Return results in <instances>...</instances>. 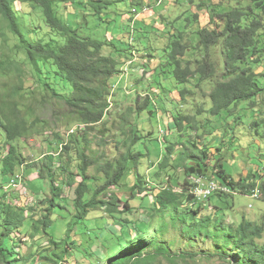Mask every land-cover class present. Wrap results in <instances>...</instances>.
I'll return each instance as SVG.
<instances>
[{"label": "trees", "instance_id": "16d2710c", "mask_svg": "<svg viewBox=\"0 0 264 264\" xmlns=\"http://www.w3.org/2000/svg\"><path fill=\"white\" fill-rule=\"evenodd\" d=\"M16 1L24 4L31 2L32 10L27 13L16 10L14 8ZM105 1L106 5L115 2ZM66 2L72 5L74 2L89 5L99 13V19L106 20L105 15H101L103 11H100L106 5L100 2L99 8L98 0H0V26H5L15 40L14 52L8 58L0 57V74L7 76L8 73L16 71L19 78L17 84L0 91V149H4L0 158L2 177L0 188L8 185L12 175L16 174L14 171L26 162L25 141L32 135H42L40 130H36V125L40 123L43 125V122L35 116L25 98V94L30 92L25 91L24 78L31 79L33 75L39 82L44 73L43 69L48 66L50 70L54 68L53 72L66 80L71 87L69 94L63 96L55 92L48 83H44L58 103L59 111L54 112L56 124L61 123L62 127L69 125L76 127L70 140L59 142L60 146L56 144L61 135L57 130L41 138L46 139L51 156L47 157L50 160L48 165L47 160L38 155L37 160L40 164L38 173L41 174V178L49 180L51 194L42 199L46 207L42 208V218L33 221L31 232L33 237L34 233L41 230L48 238V247L52 246L47 250L52 252L42 256V260L45 261L42 264H61L68 249L71 248L65 241V246L59 251V243L48 235L46 229L52 222L51 214L57 204L56 197L61 196L64 186L71 188L74 185L76 186L73 206L76 222L87 218L91 210L100 208L113 217L115 214H132L129 219H124L131 224L127 235L122 233L118 238H113V243L101 244L100 255L110 264H159L162 259L169 264L180 262L185 264L190 258L198 255L218 259L227 264H264V214L258 222L243 217L238 223L235 221L229 223L223 215L216 212L219 210L223 214L221 206L213 204L212 212L208 213L205 208L208 200L197 201L191 193L193 179L196 176L216 175L219 184L225 186L229 192H217L212 196L222 198L238 193L251 196L257 191V198L253 199L264 203V180L261 176L257 180L255 176L247 173V176L234 181L225 172L221 158L210 164L209 153L204 149L198 151L195 142L191 143V147H188L189 142L182 143L179 149H175L173 144L165 147L162 159L153 172L163 171L169 165L175 170L181 169V175L174 176V184H170L167 179L164 181L166 186L157 188L151 185L152 182L150 184L146 182L144 176L139 175L138 167L143 153L136 151L134 147L141 140V136L135 130L137 123L132 120V116L139 115L145 110L151 111L153 101L151 94H147L142 102L138 97L126 108L128 114L122 116L120 132L117 131L118 135L114 138L115 145L110 144L111 146L101 154L92 151L91 145L96 141L89 138V132L96 125L104 123L103 120L109 110L108 99L111 96L108 82L120 72L123 61L117 59V55L121 57L122 53L117 48L105 52L107 45L105 41L81 33L83 26L76 20L72 23L62 20L57 15L56 6L58 3L65 6ZM131 3L136 4L135 1ZM230 3L231 0H228L222 5L224 9L221 12L218 11L222 6H214L213 11L218 12L215 13L218 22L211 30L200 27L191 36L187 31H179L176 38L168 44L170 51H166L167 63L171 66V73L179 85H185L196 77V89H201L199 86L201 82L210 83L208 96L211 100L210 111L214 114L229 110L232 105L241 101L254 100L264 91L257 80L258 75H264V0H249L245 5H240L241 2L232 5ZM33 12L36 13L35 17L27 18V14ZM129 13L135 14L132 10H129ZM111 20L110 18L106 21ZM34 22L39 24V30L43 23L50 32L41 39L36 37L39 31L36 32ZM136 29L137 25L136 28L131 26V30ZM196 34L195 40L193 36ZM0 36L3 37V43L9 44V36L7 37L5 33H0ZM211 48L213 49L210 52ZM190 50L194 52L190 57L192 61L184 63L182 57ZM198 51H203L202 55L205 52L209 54L201 59H195ZM212 55L218 56V64L216 58L210 57ZM25 64L29 66L30 73L22 70ZM259 68L261 69L258 70ZM179 90L182 97L186 95L185 88ZM189 118L182 117L187 121ZM172 122L174 129L179 132L183 130L184 125L177 117H174ZM110 148L116 153L112 157L108 155ZM45 153L47 152L43 154ZM173 155L176 156L175 159ZM63 157L68 161V166L75 159L80 163L74 166L78 169L75 176L65 181L62 179V182L58 183L56 180L59 176L54 174L56 169L59 173L69 170L61 163ZM102 159L106 160L101 162ZM91 166H94L97 173L104 175L102 183H98L95 176L86 174ZM45 168L47 172L44 176L41 172ZM127 170H132L138 176L137 181L122 199L114 188L122 182ZM174 187L180 189L175 190ZM137 194L149 196L150 203L148 201L146 205L140 204V209H147L144 219L136 216L133 218L137 208L135 209L130 201ZM10 197V200L8 194L0 197V262L5 264L10 263L5 258L6 253H10L12 249H5L4 236L11 234L13 229L23 226L27 219L25 211L31 213L35 211L32 206L20 207L22 196ZM174 213L182 214L180 218H175ZM163 214L168 215L169 222L164 219ZM170 227L191 242L195 243L200 238L209 240L211 248L195 252L186 250L172 252L167 240L164 239ZM115 245H119L117 252L109 256ZM34 264H37L36 261Z\"/></svg>", "mask_w": 264, "mask_h": 264}, {"label": "rangeland", "instance_id": "374dc122", "mask_svg": "<svg viewBox=\"0 0 264 264\" xmlns=\"http://www.w3.org/2000/svg\"><path fill=\"white\" fill-rule=\"evenodd\" d=\"M98 1L99 8H101L100 2H102V5H106L105 0ZM114 1V3L107 4L100 10L103 11L100 13L102 16L105 15L106 20L112 19L110 22L99 19L100 15L95 11V8L89 5L84 6L79 2H74L73 5L66 2V7L61 3L56 6L57 15L62 20L71 23L76 20L83 26L81 33L105 41L107 44L105 52L108 53L112 51V48H117L122 53L121 57L117 55V59L123 61L120 65V72L110 78L108 82L111 96L108 99L109 110L103 120L104 123L96 125L89 132V138L96 141L91 145L92 151L101 154L108 149V146H111L110 144L115 145L114 138L118 135L117 131L120 132L119 124L122 121V116L128 114L126 108L134 103L138 97L139 101L142 102L147 94H151L153 98L151 111L145 110L139 115L132 116V120L137 123L135 130L141 136V140L135 145L134 149L143 153L138 173L140 176L145 177L146 182H149V184L152 182L151 185H155L157 188L166 186L164 181L167 179L170 184H174V176H180L181 169L175 170L174 167L172 168L169 165L163 171H157L156 173L153 171L157 169V164L162 159L167 145L173 144L175 149H179L182 147V143L187 144L188 142V147H191V143L195 142L198 151L206 150L210 156V160H208L210 164L221 158L225 172L234 181L247 176V173L255 176L257 180L260 176L264 180V91L254 100L241 101L232 105L229 110L226 109L219 114H214L210 111L211 100L208 96V91L211 88L210 83L208 81L201 82L199 86L202 91L195 88L197 77L185 85H179L171 73V66L167 63L166 51H170L168 44L176 38L178 32L187 31L191 36L200 27L211 30L218 22L215 13L223 11L224 7L222 5L226 4L228 0H212L211 2L210 0ZM132 1H135L136 4L133 5ZM116 2L118 3L116 4ZM248 2L249 0H231L230 5L236 3L245 5ZM94 4L97 5L96 2ZM200 6L203 8H200ZM214 6H222V9L215 12L213 11ZM14 8L27 13L32 10V4L31 2L24 4L16 1ZM141 8H144V10H141ZM129 10H132L135 14L132 15ZM136 12L138 13L136 14ZM35 15V12L27 14V18L35 17ZM133 19L135 20L133 21ZM136 25L138 29L131 30V26L136 28ZM34 27L36 32L39 31L35 36L40 39L50 32L43 23L40 30L39 24L36 22H34ZM0 33L9 36L10 45L3 43V37L0 36V57L8 58L14 52L15 40L12 35L10 36V32L5 26H0ZM193 37L196 40L197 34ZM213 48L210 49V52ZM201 52L203 53V51H198L195 59H201L209 54V52H205L202 55ZM192 53L194 52L190 50L182 57L184 63L192 61L190 59ZM210 57L216 58L218 64V56L212 55ZM22 70L30 73L27 64L22 67ZM53 71L54 68L50 70L46 66L39 82L35 80L36 76L33 75L31 79L24 78L25 91L30 92V94H25L26 101L31 110L34 111L35 116L41 119L43 125L41 123L36 125V130L42 132L41 136L32 135L25 141L24 154L26 155V162L14 171L15 173L20 171L24 173L22 188H15L14 190L0 188V197L4 194L22 196L27 208L30 206L35 208L34 213L28 212L23 226L19 229H13L11 234L3 238L5 249H12L10 253H6L7 258L5 259L9 260V264H34L35 261L37 264H42L45 262L42 260V256L49 252L48 249L52 248L51 245L50 248L48 247V238L42 234L41 230L36 234L34 233L33 237L31 232L33 221L42 218V208L46 207L42 199L49 197L51 194L49 180L41 178V174L38 173L40 164L37 157H39L38 155L42 156L50 165V160L47 159L51 156L48 152L50 148L46 146V139L41 138L57 130L61 132L60 140L56 142L60 146L59 142L70 140L73 133L72 128L75 129L76 127L74 125L72 127L71 125L62 127L61 123L56 124L54 120V112L59 111L58 103L53 93L44 86V83H48L55 92L63 96L69 94L71 87H69L70 85L66 80ZM257 80L264 90V75H258ZM18 82L19 78L16 71L8 73L7 76L0 74V91L9 89ZM181 88L187 90L186 95L183 97L180 95L179 89ZM183 116H189V121L182 119ZM174 117H177L184 125L181 132L174 129L172 122ZM3 151L4 149L1 148L0 158ZM44 152L47 153L43 154ZM115 154V151L110 148L108 155L112 157ZM175 158L176 156L173 155V159ZM104 160L106 159H102L101 162ZM61 163L64 168L68 167L69 170L59 173V170L56 169L54 174L57 177L59 176L56 180L58 183H61L62 179L65 181L67 178L75 176L78 169L74 166L78 165L80 161L75 159L68 166V161L63 157ZM46 172L47 168L41 173L45 176ZM86 174L95 176L98 183H102L105 178L102 173L95 171L94 166L89 167ZM124 175L122 182L114 188V191H117L122 199L125 198L126 193L137 181L138 176L132 170H127ZM202 177L219 183V178L216 175ZM1 179L0 174V182ZM75 186L71 188L64 186L61 196L56 197L57 204L51 214L52 222L46 232L59 243V251L65 246V241L71 246L65 254L64 262L61 264H110L106 262L105 257L100 255L101 244L113 243V238H118L122 233L127 235L131 224L125 222L124 219H129L132 214H115L113 217L100 208L91 210L87 218L76 222L73 206ZM179 189L175 188V190ZM147 192H149V189ZM150 192L152 191L150 190ZM5 198H7L6 195ZM148 201L149 196L144 194L142 196L137 194L135 198L131 199V205L135 209L137 208L133 218L134 216L140 219L146 218L147 209H140V204L146 205ZM37 203L41 205L38 206ZM213 204L223 208V214L219 210H216V212L223 215L229 223L233 221L238 223L243 217L258 222L264 214V203L251 198L250 195L238 193L226 197L222 196V198L214 195L210 200L208 199V203L205 205L208 213L212 212ZM181 214L174 213L175 218H180ZM163 216L169 222L168 215L163 214ZM106 236L109 237L106 238ZM164 239L167 240L171 251L174 253L182 250L195 252L196 250L211 248L209 240L200 238L195 243L191 242L181 237L171 227L164 235ZM118 247L119 245H115L109 256L113 255L114 252L116 253ZM51 252L50 250L49 253ZM183 263L180 262L179 264ZM0 264H5V262L1 261ZM159 264L169 263L162 259ZM185 264L227 263L198 255L190 258Z\"/></svg>", "mask_w": 264, "mask_h": 264}, {"label": "built area", "instance_id": "2783aa9c", "mask_svg": "<svg viewBox=\"0 0 264 264\" xmlns=\"http://www.w3.org/2000/svg\"><path fill=\"white\" fill-rule=\"evenodd\" d=\"M72 128V132H73ZM10 182L8 185L4 186L3 188H8L11 190H14L15 188H22V180H23V173L17 172L15 175H12ZM10 190V191H11ZM25 192V191H24ZM217 192L225 193L229 192L225 186L219 184L218 182L208 180L202 176H196V178L193 179V186L191 188V193L194 196V199L197 201L204 202L208 200L213 194H216ZM257 191H254L251 195L252 198H257ZM251 207V205H249ZM67 264V263H66Z\"/></svg>", "mask_w": 264, "mask_h": 264}, {"label": "clouds", "instance_id": "9594fccd", "mask_svg": "<svg viewBox=\"0 0 264 264\" xmlns=\"http://www.w3.org/2000/svg\"><path fill=\"white\" fill-rule=\"evenodd\" d=\"M4 192V191H3ZM11 199V197L9 196V200ZM27 207V205L26 204H24V202H23V200H22V202H21V205H20V207ZM25 214H26V216L28 215V211H25Z\"/></svg>", "mask_w": 264, "mask_h": 264}, {"label": "bare ground", "instance_id": "6f19581e", "mask_svg": "<svg viewBox=\"0 0 264 264\" xmlns=\"http://www.w3.org/2000/svg\"><path fill=\"white\" fill-rule=\"evenodd\" d=\"M63 145V144H62ZM24 175V174H23Z\"/></svg>", "mask_w": 264, "mask_h": 264}, {"label": "crops", "instance_id": "0c3cea01", "mask_svg": "<svg viewBox=\"0 0 264 264\" xmlns=\"http://www.w3.org/2000/svg\"><path fill=\"white\" fill-rule=\"evenodd\" d=\"M128 61V60H127Z\"/></svg>", "mask_w": 264, "mask_h": 264}]
</instances>
